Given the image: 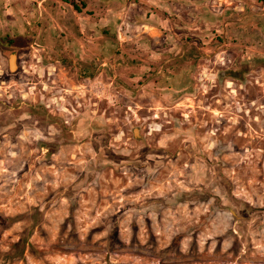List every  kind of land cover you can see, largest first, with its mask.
I'll return each mask as SVG.
<instances>
[{"label":"rangeland","instance_id":"374dc122","mask_svg":"<svg viewBox=\"0 0 264 264\" xmlns=\"http://www.w3.org/2000/svg\"><path fill=\"white\" fill-rule=\"evenodd\" d=\"M35 1L0 32V264H264V0L153 35Z\"/></svg>","mask_w":264,"mask_h":264},{"label":"crops","instance_id":"0c3cea01","mask_svg":"<svg viewBox=\"0 0 264 264\" xmlns=\"http://www.w3.org/2000/svg\"><path fill=\"white\" fill-rule=\"evenodd\" d=\"M26 2L27 0H0V32L4 31L8 25L7 22L2 20H6L9 14H14L16 4L18 6L22 4V7H24L23 4ZM217 3L228 5V0H36L34 11L38 18H41V12L45 10L44 7L47 5L50 10L67 13L69 17L82 15L86 18L100 20L103 18L118 19L127 16L134 19L135 23L147 29V32L153 35L163 33L158 27L171 28L167 24L171 17L175 18L173 21L176 25L183 13L188 10H191L190 17H200V13L203 18L214 17L216 12H214V15H209L208 12L210 7H214ZM224 9H219L217 12L222 14ZM34 11L32 12L34 13ZM141 19H143V22L139 21ZM2 22L5 23L4 28L1 27ZM38 28L40 27L38 26ZM52 28L55 32L54 28H58V26L55 25ZM99 29L102 30L101 28L90 30L96 33ZM38 31L40 30L38 29ZM173 31L177 32L178 30L173 29Z\"/></svg>","mask_w":264,"mask_h":264},{"label":"water","instance_id":"95a60500","mask_svg":"<svg viewBox=\"0 0 264 264\" xmlns=\"http://www.w3.org/2000/svg\"><path fill=\"white\" fill-rule=\"evenodd\" d=\"M5 48H7L8 46L4 45ZM7 55L3 56L6 59L7 62V71L9 73H11L12 71H15L16 67H15V53L14 52H9V51H5Z\"/></svg>","mask_w":264,"mask_h":264},{"label":"flooded vegetation","instance_id":"af4514ba","mask_svg":"<svg viewBox=\"0 0 264 264\" xmlns=\"http://www.w3.org/2000/svg\"><path fill=\"white\" fill-rule=\"evenodd\" d=\"M5 44H6V43H5ZM5 44H3V45H5ZM6 46H8V44H7ZM5 49H7V50H8V49H9V47H7V48H5Z\"/></svg>","mask_w":264,"mask_h":264},{"label":"trees","instance_id":"16d2710c","mask_svg":"<svg viewBox=\"0 0 264 264\" xmlns=\"http://www.w3.org/2000/svg\"><path fill=\"white\" fill-rule=\"evenodd\" d=\"M228 76H236V75L231 74V75H228Z\"/></svg>","mask_w":264,"mask_h":264}]
</instances>
